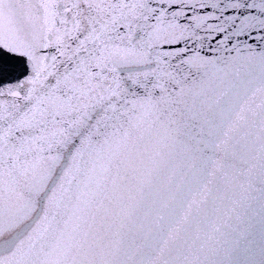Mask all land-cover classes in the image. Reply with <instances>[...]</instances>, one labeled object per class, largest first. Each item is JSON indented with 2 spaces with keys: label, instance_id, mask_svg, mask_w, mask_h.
Wrapping results in <instances>:
<instances>
[{
  "label": "snow or ice",
  "instance_id": "snow-or-ice-1",
  "mask_svg": "<svg viewBox=\"0 0 264 264\" xmlns=\"http://www.w3.org/2000/svg\"><path fill=\"white\" fill-rule=\"evenodd\" d=\"M264 212V0H0V264H230Z\"/></svg>",
  "mask_w": 264,
  "mask_h": 264
},
{
  "label": "water",
  "instance_id": "water-1",
  "mask_svg": "<svg viewBox=\"0 0 264 264\" xmlns=\"http://www.w3.org/2000/svg\"><path fill=\"white\" fill-rule=\"evenodd\" d=\"M250 217L248 235L232 253L230 264H264V212Z\"/></svg>",
  "mask_w": 264,
  "mask_h": 264
}]
</instances>
